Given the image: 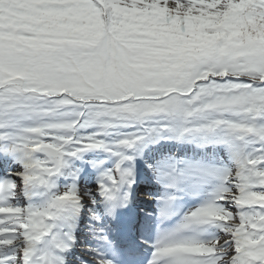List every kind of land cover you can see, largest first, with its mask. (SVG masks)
<instances>
[{
  "label": "snow or ice",
  "instance_id": "6c2138e0",
  "mask_svg": "<svg viewBox=\"0 0 264 264\" xmlns=\"http://www.w3.org/2000/svg\"><path fill=\"white\" fill-rule=\"evenodd\" d=\"M161 142L203 154L147 159ZM0 153L19 164L0 264H69L81 215L92 264H117L105 218L129 241L151 227L129 209L138 161L169 190L148 197L161 222L203 197L143 241L146 264H264V0H0Z\"/></svg>",
  "mask_w": 264,
  "mask_h": 264
},
{
  "label": "rangeland",
  "instance_id": "374dc122",
  "mask_svg": "<svg viewBox=\"0 0 264 264\" xmlns=\"http://www.w3.org/2000/svg\"><path fill=\"white\" fill-rule=\"evenodd\" d=\"M176 146L173 149H170L172 146ZM206 152L211 153L213 150L211 148L204 150ZM216 155L224 160L225 163L229 160V153L224 148H217L215 150ZM175 153L177 156H189V157H198L203 154L202 150L197 148V146H184V144H178V143H172V142H161L160 144L152 146L149 150L146 151L145 156L148 155H156V160L161 158L162 155L165 156L167 154ZM159 154V155H158ZM4 154L0 153V175H3L5 171L7 170H15L19 167V164L16 163L12 157L7 156L5 159H2V156ZM6 156V155H4ZM104 156L100 154L99 152H90L87 154L86 159H96L93 157ZM106 157V156H105ZM101 160V159H97ZM77 166L81 167L83 169V173L80 177L79 183L83 186L87 187H94L95 186V180L97 176V171L93 169L92 167L88 166L86 163H82L80 161H77ZM142 162L137 163L138 172H139V180L140 185L144 182L142 189L140 188L138 191V194L136 195L135 202L139 205H142L143 208L137 207L139 214L138 216H142L144 213H149L148 217H150L152 214V207L158 205V202L156 199H149L148 197H161L165 195L169 190L166 189L163 185L155 183L151 180V173L144 168ZM61 183H64L62 180ZM147 184H150L148 187ZM148 192V193H146ZM202 196H190L189 194L182 195L176 202L181 209L182 212L185 211L189 207H193L196 204L200 202V199H202ZM21 203H26L23 199L21 200ZM155 209V208H154ZM145 216V215H144ZM143 216V217H144ZM84 215H81L78 220L79 227L76 228V231L78 232L79 241L74 245L72 248V255L70 256V262L69 264H83V262L87 261L88 264H92V261L90 259V256L88 254H85L84 252V246L85 245H91L93 247L97 246V241L93 239L92 233L89 232L87 228V217L84 219ZM146 240V239H145ZM144 240V241H145ZM148 241V240H147ZM149 247L145 244V248Z\"/></svg>",
  "mask_w": 264,
  "mask_h": 264
},
{
  "label": "bare ground",
  "instance_id": "6f19581e",
  "mask_svg": "<svg viewBox=\"0 0 264 264\" xmlns=\"http://www.w3.org/2000/svg\"><path fill=\"white\" fill-rule=\"evenodd\" d=\"M7 156H2V158L3 159H5ZM134 190L136 189V187L134 186V188H133ZM121 211V209L119 210V212ZM118 216V215H117ZM119 217H120V215H119ZM86 217H84V219H85ZM107 221H111L110 219H107ZM175 226V225H174ZM174 226H172V227H174ZM172 227H169L168 229H170V228H172ZM152 232V231H151ZM152 235V234H151ZM154 235L155 234H153L151 237H154ZM139 237H141V235H138ZM150 252H151V250H149ZM119 258H120V256L118 255L117 257H115V259H116V261H118L119 260ZM147 259H148V256H146L145 258H144V261L142 262L143 264H146V261H147ZM124 260H122L121 262H123Z\"/></svg>",
  "mask_w": 264,
  "mask_h": 264
}]
</instances>
